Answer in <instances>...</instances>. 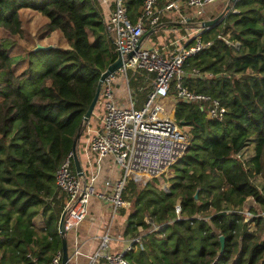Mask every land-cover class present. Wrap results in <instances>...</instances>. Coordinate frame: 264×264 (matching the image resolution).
<instances>
[{
	"label": "trees",
	"instance_id": "16d2710c",
	"mask_svg": "<svg viewBox=\"0 0 264 264\" xmlns=\"http://www.w3.org/2000/svg\"><path fill=\"white\" fill-rule=\"evenodd\" d=\"M142 1L125 0L131 20ZM22 8L46 16L45 31L58 29L67 46L33 50L34 44L15 55L11 36L23 31ZM221 21L203 28L210 43L187 57L183 79L219 98L224 116L210 118L197 102L178 100L174 114L189 126L191 142L174 163L181 166L169 189L130 179L123 190L132 204L124 234L145 230L142 247L125 252L129 264H264V214L247 219L242 211L255 212L245 207L248 197L264 211V0L230 2ZM116 55L98 0H0V264H45L62 250L65 199L55 172ZM147 79L144 71L130 78L135 107L146 99ZM251 142L247 162L262 187L236 155Z\"/></svg>",
	"mask_w": 264,
	"mask_h": 264
},
{
	"label": "built area",
	"instance_id": "2783aa9c",
	"mask_svg": "<svg viewBox=\"0 0 264 264\" xmlns=\"http://www.w3.org/2000/svg\"><path fill=\"white\" fill-rule=\"evenodd\" d=\"M214 0H168L159 7L157 0H143L140 14L135 21L126 12L125 0H112L113 8L105 22L109 38L117 52L123 57L121 65L109 74L101 84L97 102L103 108L100 128L88 137V149L95 153L96 163L106 155H112L121 170L110 190L97 188L95 176L85 177L71 167L72 152L68 153L55 172V183L64 194L65 211L62 220L64 234L75 228L88 214L92 195L111 201L113 212L126 207L123 190L128 180L145 183V178L165 174L182 156L191 142L189 127L180 125L175 117L178 100L197 102L210 118L221 119L225 106L219 98L203 91L192 89L184 82V62L190 55L210 43L199 35L192 42H183L173 50L165 51L156 46H144L143 36L155 29L167 15L182 25L189 23L202 11L205 2ZM183 7V8H182ZM189 11L194 14L191 16ZM232 11H236L235 8ZM227 42L238 46V41ZM132 52L131 55H128ZM116 55V57H117ZM115 57V58H116ZM144 71L150 77V89L140 107H135L130 87V78ZM199 74L198 68H193ZM122 77V88L127 94V103L115 94L113 80ZM173 87L174 91L170 89ZM244 149L236 155L242 159ZM245 161L244 159H242ZM144 180V181H143ZM179 206H176L177 213ZM246 214L247 210H242ZM248 214V212H247ZM145 219L150 221L149 217ZM153 228L157 225L152 222ZM59 231V230H58ZM131 236L121 248L110 247L113 238L105 232L93 250L82 251L76 245L70 259L84 257V264H129L125 252L142 247V235ZM45 264H62V251L58 250Z\"/></svg>",
	"mask_w": 264,
	"mask_h": 264
},
{
	"label": "crops",
	"instance_id": "0c3cea01",
	"mask_svg": "<svg viewBox=\"0 0 264 264\" xmlns=\"http://www.w3.org/2000/svg\"><path fill=\"white\" fill-rule=\"evenodd\" d=\"M98 3L101 16L104 22H106L113 8V2L112 0H98ZM188 24L189 23H184V25H182L180 22L171 20L170 17L165 15L160 26L149 30L147 34L143 36L142 44L148 47H160L165 51L173 50L178 47L185 36H188V34H181L182 28L180 27ZM192 38L186 41L189 42ZM60 46L65 47L67 43L65 42V44H61ZM113 84L115 87L114 92L117 91L116 95L124 99L123 103H127V94L122 88V77L116 76L113 80ZM102 112V105L100 102H97L91 115L85 121V126L76 141V155L85 177L88 178L91 175L95 176L97 188L110 190L113 182L121 174L120 167L114 161L112 155L104 156L100 160L98 167L95 153L88 149L89 134L100 128ZM129 212L128 210L113 212L109 199L92 195L90 203L88 204V214L86 217L75 228L65 233L68 254H72L76 245L79 244L81 248L85 247V251L93 250L105 232H108L113 238L110 247L121 248L131 237L130 235L124 234ZM78 259H80L83 264L85 263V258L83 256H79Z\"/></svg>",
	"mask_w": 264,
	"mask_h": 264
},
{
	"label": "rangeland",
	"instance_id": "374dc122",
	"mask_svg": "<svg viewBox=\"0 0 264 264\" xmlns=\"http://www.w3.org/2000/svg\"><path fill=\"white\" fill-rule=\"evenodd\" d=\"M228 2L229 0H214L212 2H205L201 7L202 11L200 12L198 16H196L195 18H191L190 19L191 21L189 22L188 25L180 26L182 28L181 34H188L189 36V37L185 36L183 41H181V43L187 42L186 40H189L190 38L196 35H199L200 38L202 39V36H201L202 29L206 28V27H202V21L205 19L213 18L221 13L222 16L216 22L217 25L220 24V22H222L221 20L226 14L227 9H225V6L226 4H228ZM189 14L192 16L194 13L192 11H189ZM20 17L22 20L23 31L21 35L11 36V38L14 40V44L12 46V52L15 55L23 54L27 49L31 48L36 42H39L41 44H52V45L65 44L66 41L58 29L53 30V31H45L46 30L45 23L48 21L46 16L42 15L41 13L33 9L22 8L20 9ZM3 33L7 34L6 31L2 30V34ZM149 81L150 80L147 79V82H146L147 86L150 85ZM179 124L181 125V123ZM253 153H254V145H253V142H251L244 148V153H242V159L245 160L244 163L248 166L247 168H248V174L250 178L258 186L262 187V184H263L262 176L256 174L254 169L247 162V160L250 158V156ZM180 166L181 165L179 163L173 164L165 174H162L157 177L145 178L144 179L145 183H136V184L138 186H144L147 182H150L162 190H168L170 187L172 178L174 174L178 171V168ZM127 201H128V205L126 207L119 209L118 211L123 212L125 210H128L129 212L132 209V204L130 203L129 200ZM250 206L255 208V212L251 211L252 213H248V214L246 212L245 215L247 219L254 218V216H259V215L262 216L264 214V211L255 203L252 197H248L245 203V207L249 208ZM35 222L37 224L36 225L37 229L40 232L41 228L44 225L42 217L37 216L35 218ZM249 228L252 231L256 230V225L253 221H251V223L249 224ZM140 231L143 232V229L141 228ZM84 248H81V250L85 251ZM70 264H83V262L78 258L72 257L70 259Z\"/></svg>",
	"mask_w": 264,
	"mask_h": 264
},
{
	"label": "water",
	"instance_id": "95a60500",
	"mask_svg": "<svg viewBox=\"0 0 264 264\" xmlns=\"http://www.w3.org/2000/svg\"><path fill=\"white\" fill-rule=\"evenodd\" d=\"M236 0H229L228 4H226L225 6V9H228L229 6H230V2H235ZM222 16V14L220 13L219 15L213 17V18H209V19H205L202 21V27H207L211 24H214L218 21V19ZM52 44H41L39 42H36L35 45L32 47L33 50H36L38 48H47V47H51ZM132 52H129L128 55H131ZM122 55L119 53L117 55V57L112 61L110 62L106 69L100 74V77L98 79V83H97V86H96V90H95V94L84 114V120L86 121L89 116L91 115V112L95 106V104L97 103V99H98V95H99V91H100V88H101V84L102 82L104 81V79L111 73H113L115 70L118 69V67L121 65L122 63ZM185 120L184 119H181L180 120V123L184 124ZM80 135V131L76 134L75 136V139H74V143H73V148H72V157H73V161H74V166H75V170L81 174L82 173V169L80 167V163H79V159L77 158V155H76V141L78 139ZM196 196V193L194 194ZM64 214H65V211H63L60 215V218H59V221H58V230L59 232L62 234V235H65L64 234V231L62 230V220H63V217H64ZM220 238V241L221 243L223 242V236L220 235L219 236ZM62 264H69L68 260H69V255H68V250H67V244H66V239L63 238L62 240Z\"/></svg>",
	"mask_w": 264,
	"mask_h": 264
}]
</instances>
